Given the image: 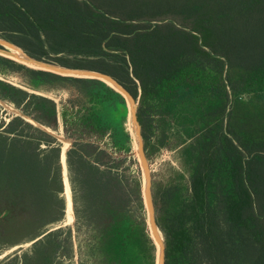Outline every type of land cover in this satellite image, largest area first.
Returning a JSON list of instances; mask_svg holds the SVG:
<instances>
[{
  "label": "trees",
  "instance_id": "1",
  "mask_svg": "<svg viewBox=\"0 0 264 264\" xmlns=\"http://www.w3.org/2000/svg\"><path fill=\"white\" fill-rule=\"evenodd\" d=\"M0 38L110 75L138 102L147 156L179 148L180 170L152 183L165 264H264V0H0ZM56 90L69 91L62 106L37 93ZM0 100L21 113L0 105V255L31 243L0 264H157L142 181L110 151L131 150L111 110L125 96L0 53ZM59 117L75 235L50 229L66 210L47 130Z\"/></svg>",
  "mask_w": 264,
  "mask_h": 264
},
{
  "label": "rangeland",
  "instance_id": "2",
  "mask_svg": "<svg viewBox=\"0 0 264 264\" xmlns=\"http://www.w3.org/2000/svg\"><path fill=\"white\" fill-rule=\"evenodd\" d=\"M0 39H2V38H0ZM1 77L9 83H12V84L18 85V86L21 85V80L19 78H17L16 76L4 75ZM37 93L38 94H44L48 97H51L52 99H54L59 104V106H62V104H64L68 100V98L70 97L69 91H67V90H56V91H50V92H40L39 91ZM126 102H127V100H126ZM2 105L10 113V115L11 114H17V115L20 114L19 111H17L16 109H14L10 105L5 104V103H3ZM111 110H113L112 118L116 124H119L124 119V121L121 122V124H119V126L121 128H123L128 133V135L130 137L131 150L128 154L124 153V152L119 154V153L115 152L114 150H110V151H111V153H114V154L116 153L117 157L128 156L131 158V160L129 158L124 163L123 167H129V173L131 175H133L135 178L142 181V186H143V193L142 194L144 197L143 200H144V210H145L146 221H147V224L149 227V232H150L152 238H154L153 234H152L149 210H148L146 196H145L143 162H142V158L138 152V145L136 142V135H135L134 127H133L134 125H133V121H132V113H131L130 106L127 102L125 109H123V108L118 109L115 107L114 109H111ZM47 130L59 140V142L61 143L62 152H66L68 149H70L72 147L73 140L67 137L66 132H65L64 127H63V122L61 120V117H59L58 128L56 130H52L49 128H47ZM93 141H95V140L93 139ZM111 142H112L111 134H108L106 136V138L102 142H100L99 144H100V146H102L105 149H113L112 145L111 146L109 145V144H111ZM178 151H179V148L164 149L160 153H157V154L152 155L150 157H148L146 152H145V156H146V159H147V162L149 165V170L151 172L152 183L155 181L156 182L163 181L167 177V175L169 174L171 169L180 170ZM61 166H62V174H63V179H64L63 197L65 198V202H66L65 217H64L62 222L51 225L50 229L52 231V230H58V229L71 228L74 235H75L76 234V232H75L76 218H75V214H74L73 192H72V187H71V183H70V179H69V175H68L66 158L62 162V157H61ZM160 235H161L162 239H164L161 231H160ZM74 241H75V239H74ZM155 242H156V240H155ZM30 245H31V243H26V244H23L21 246L15 247L13 249H9L7 251H4L0 255V262L4 259L11 257L18 250L25 249V248L29 247ZM156 245L158 248L157 242H156ZM75 246H76V244H75ZM74 263L78 264V261L74 260Z\"/></svg>",
  "mask_w": 264,
  "mask_h": 264
},
{
  "label": "water",
  "instance_id": "3",
  "mask_svg": "<svg viewBox=\"0 0 264 264\" xmlns=\"http://www.w3.org/2000/svg\"><path fill=\"white\" fill-rule=\"evenodd\" d=\"M0 53L5 54L7 56H11L15 58L18 61L24 62L30 66L46 69L58 74L62 75H72V76H83V77H92V78H98L101 79L108 84H110L113 88H115L117 91H119L121 94L125 96L127 99V102L130 106L131 113H132V121H133V127L136 135V142L138 145V152L142 158L143 162V171H144V187H145V196L147 201V206L149 210V216H150V224L152 229V234L154 239L156 240L158 244V255H157V264H165V241L162 239L160 235V229L158 227L157 221H156V213H155V206L153 201V193H152V177L151 172L149 170V165L145 156V150H144V141L141 133V126L139 124L138 118H137V110H138V102H136L135 98L132 96V94L124 87L122 86L118 81H116L113 77L110 75L97 72V71H91V70H82V69H71L66 68L51 62L43 61V60H37L33 57H31L29 54H27L21 47L18 45L11 43L7 40L0 39ZM1 102V100H0ZM2 103V102H1ZM21 114V113H20ZM27 120L31 121L36 126H39L43 128L40 124L36 123L33 119L24 116ZM45 129V128H43ZM66 156V152H65Z\"/></svg>",
  "mask_w": 264,
  "mask_h": 264
},
{
  "label": "crops",
  "instance_id": "4",
  "mask_svg": "<svg viewBox=\"0 0 264 264\" xmlns=\"http://www.w3.org/2000/svg\"><path fill=\"white\" fill-rule=\"evenodd\" d=\"M3 103H1L0 102V105H2ZM3 106V105H2ZM5 108V107H4ZM66 158V156H65V152H63V154H62V162H63V160Z\"/></svg>",
  "mask_w": 264,
  "mask_h": 264
}]
</instances>
